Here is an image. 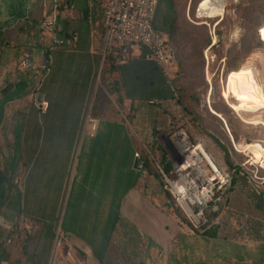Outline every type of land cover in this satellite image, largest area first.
Wrapping results in <instances>:
<instances>
[{
	"label": "crops",
	"instance_id": "obj_1",
	"mask_svg": "<svg viewBox=\"0 0 264 264\" xmlns=\"http://www.w3.org/2000/svg\"><path fill=\"white\" fill-rule=\"evenodd\" d=\"M105 2L59 0L51 32L38 26L51 9L50 0H0V146L16 138L22 149V166H17L24 171L21 189L12 183L17 177L11 178L23 198L17 220L33 230L40 226L28 216L38 221L60 217L61 264H117V257L113 261L107 255L129 247L125 239L131 229L160 251L170 246L172 264H180L181 239L172 238L179 230L175 216L164 214L154 197L142 193L145 171L133 168L138 159L133 154L139 152L133 124L143 108L169 104L174 92L163 69L144 58L145 47L124 65L110 60L101 65ZM53 37L63 43L54 44ZM23 54L31 60L28 70L18 67ZM39 93L48 104L45 111L35 105ZM22 101L26 114L12 113V105ZM88 119H95L94 130ZM52 235L50 230L54 246ZM133 247L140 257L147 250L144 242ZM57 254L49 264H55Z\"/></svg>",
	"mask_w": 264,
	"mask_h": 264
},
{
	"label": "rangeland",
	"instance_id": "obj_2",
	"mask_svg": "<svg viewBox=\"0 0 264 264\" xmlns=\"http://www.w3.org/2000/svg\"><path fill=\"white\" fill-rule=\"evenodd\" d=\"M198 1L192 0L190 3V0H174L176 25L174 26L173 44L176 47L177 57L176 67L174 65L171 67L168 76L174 96L169 104L147 105L139 114L138 123L133 124V130H135L133 134L139 143V153L143 155L142 145H146L156 149L158 158L163 153L166 161L171 164L173 160L171 135L174 130L185 129L191 142L198 139L203 141L207 152L221 171L227 173L226 169L230 166L224 163L223 152L215 141L227 149L233 168L237 167L247 177L252 187L264 190V160L255 161L244 149L246 145L257 144L264 151V108L255 111L232 110L228 103L235 104L238 99L228 96L226 100L222 96L226 84V77L223 79L227 71L225 58L230 61L232 66L244 63L250 65L264 96V44H259L252 38L253 27L264 23V0H248L247 2L245 0H222L221 12L210 18H196ZM239 3L242 4V8L237 11L234 5ZM166 5L167 0L159 1L155 15L157 30L165 28L167 17L163 14ZM222 17V21L215 27L216 22L213 21L215 19L219 21ZM259 36L264 42V28L260 29ZM246 40L252 41L253 48L244 56L241 44ZM36 53L35 50L32 51L33 62L36 60ZM10 111L14 114H26V101H22L20 104L14 103ZM125 115L134 117L132 113ZM191 119H195L194 124ZM5 142L8 144V148ZM233 142L239 147L238 150L234 147ZM3 145H5L4 148L2 145L0 146V176L6 178L11 185L12 177H22L24 173L23 170L17 169V166H22V161L18 162V159L21 158L18 151L22 149H19L16 138L5 139ZM5 151L8 152L5 153ZM150 165L151 173L146 171L140 183L142 193L154 197L164 214L175 216L174 219L175 222L177 221L179 230L172 238H175L177 242L181 239L186 243L188 241L186 235L190 233L189 226L181 218V214H178L176 208L172 206L171 199L165 195L163 177L160 179L156 175L160 169L157 168L154 161H151ZM9 184L7 182L4 184L3 196H0V216L7 222L16 221L18 223L17 217L23 198L20 197L17 203L18 191ZM59 209L60 207L57 210L52 209L53 214H56L55 211H59ZM28 218L40 227L31 230L23 223L18 224L20 229L17 242L7 250L8 252H1L0 257L8 259L10 264H49L60 252L58 249L60 217L49 216L43 220L40 219L42 221H38V218L35 217L28 216ZM42 222L43 224H41ZM222 222L232 225L231 220L226 216ZM120 229L117 230V233ZM50 230L53 232L54 246L49 242ZM3 231L0 228V232L3 233ZM126 237L125 242L129 247L126 250H121V254L111 249L107 258L114 261V258L117 257V264H137L139 260L142 264H166L169 261L170 246L164 251H160L157 249V245L149 239L139 240V235L133 229ZM118 240L117 238L115 241L118 242ZM129 240L130 242H127ZM196 241L203 243L204 240L196 237ZM139 242H144L147 246L142 257L135 254L137 251L133 247ZM204 244L211 246L212 251L216 250V252H218V248H221L218 242L211 241ZM245 244L250 253L256 252L257 244L252 241H247ZM132 247L133 249H131ZM10 249H13V252ZM61 259V256L57 254L55 264H61ZM210 264L220 263L212 260Z\"/></svg>",
	"mask_w": 264,
	"mask_h": 264
},
{
	"label": "built area",
	"instance_id": "obj_3",
	"mask_svg": "<svg viewBox=\"0 0 264 264\" xmlns=\"http://www.w3.org/2000/svg\"><path fill=\"white\" fill-rule=\"evenodd\" d=\"M51 9L45 11L39 20V27L53 32L55 29L56 10L59 0H50ZM158 0H106L102 9L100 59L101 65L107 60L115 66L126 64L140 47L147 49L146 60L159 65L166 76L173 67L174 52L167 35L154 27V17ZM199 3L197 4V6ZM196 18H206L205 15ZM71 39L74 41L75 36ZM54 44L61 45L62 40L53 37ZM21 70L31 67V60L23 54L18 61ZM169 68V70H168ZM43 71L45 67L41 68ZM166 70V71H165ZM149 104L154 102L149 101ZM40 111H45L47 102L36 101ZM90 130L95 129V119H88ZM173 160L171 177L162 171L163 188L171 197L174 207L184 215L189 227L197 229L206 220V212H216L218 203L230 184L229 173L219 169L216 162L207 152L202 140L191 142L185 129L174 130L171 138ZM146 150V146L143 145ZM138 158V152L133 154ZM22 177L12 180L18 189L22 187ZM18 223L7 222L0 216V228L5 231L0 236V251L14 245L19 235ZM0 264H9L0 259Z\"/></svg>",
	"mask_w": 264,
	"mask_h": 264
},
{
	"label": "trees",
	"instance_id": "obj_4",
	"mask_svg": "<svg viewBox=\"0 0 264 264\" xmlns=\"http://www.w3.org/2000/svg\"><path fill=\"white\" fill-rule=\"evenodd\" d=\"M159 1L160 0H158L155 15L157 14ZM247 1L248 0H245V2ZM191 2L192 0H190V3ZM242 4L239 3L234 5L235 10L237 9V11H240ZM163 15L167 17V20L165 21L166 25L164 33L167 35L170 46L174 52L173 65L176 67L177 53L176 47L173 44V37L175 34L174 26L176 25V7L174 0H167V5ZM222 19L223 17L219 21H217V19L213 21L216 22L215 27L222 21ZM30 25V27H34V29L36 28V32L39 33V23L37 26L36 22H31ZM154 27H156L155 17ZM263 28L264 23L253 27L252 38L259 44H264L259 36V31ZM252 48L253 43L251 40H246L241 44V50L244 56L247 55ZM44 56L46 57L45 52ZM225 65L227 71L224 74L223 79L229 71L237 69L242 64L232 66L230 61L225 58ZM174 71L175 68L173 72ZM194 120L195 119H191V122L193 123ZM215 142L223 152L224 163L230 166L226 169L230 176V184L218 203V210L216 212L207 211L205 222L197 229L189 227L191 237L188 238L186 243L182 240L180 241L181 251L178 255V261L180 264H210L212 260L217 261L220 264H264V190H257L252 187L247 177L239 171L237 167L234 166L235 169L233 168L227 149L220 145L217 141ZM142 150L143 155L138 152V159L141 161L142 170L150 172L151 161H154L157 168L160 169V171H162L167 177L172 176V166L170 162L166 161L163 153H161L158 158L156 149L146 146V150L144 148ZM160 171H158L156 175L158 178L162 179ZM6 182L9 184L6 178L0 176L1 197L3 196L4 184H6ZM165 195L171 199L167 192H165ZM16 198V202L18 203L20 200L19 193H17ZM172 206L174 207L173 203ZM175 208L178 211V214H181V218L187 222L181 211L177 207ZM225 216L231 220L232 225H227L222 222ZM3 234L4 231L3 233L0 232V236ZM196 237L203 239V243L201 241H196ZM211 241L218 242L220 244L221 248H218L220 246L217 247L218 249L216 248L219 253L216 252V250L212 251L211 246H206V244H204ZM247 241H252L257 244L255 247L256 252L254 254L250 253L248 248L245 247V242ZM172 256L173 254L171 252L169 261L166 264H172Z\"/></svg>",
	"mask_w": 264,
	"mask_h": 264
},
{
	"label": "bare ground",
	"instance_id": "obj_5",
	"mask_svg": "<svg viewBox=\"0 0 264 264\" xmlns=\"http://www.w3.org/2000/svg\"><path fill=\"white\" fill-rule=\"evenodd\" d=\"M198 3V16L205 15L209 18L217 16L222 9V0H200ZM225 77L226 84L222 93L223 98L226 99L228 96H232L238 99L235 104L228 103L232 110L255 111L264 108V96L255 72L250 65L244 63L237 69L229 71ZM233 145L238 150L239 147L234 142ZM244 149L255 161L261 162L264 160V151L257 144L246 145Z\"/></svg>",
	"mask_w": 264,
	"mask_h": 264
},
{
	"label": "water",
	"instance_id": "obj_6",
	"mask_svg": "<svg viewBox=\"0 0 264 264\" xmlns=\"http://www.w3.org/2000/svg\"><path fill=\"white\" fill-rule=\"evenodd\" d=\"M42 99V95L41 93H39L36 97V101H40ZM133 168L136 170H140L141 169V161L139 159H135L133 162Z\"/></svg>",
	"mask_w": 264,
	"mask_h": 264
}]
</instances>
